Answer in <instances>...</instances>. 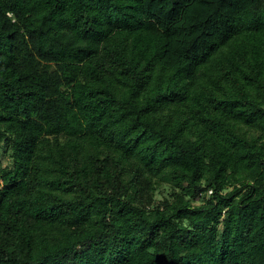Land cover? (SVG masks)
<instances>
[{
  "label": "trees",
  "instance_id": "16d2710c",
  "mask_svg": "<svg viewBox=\"0 0 264 264\" xmlns=\"http://www.w3.org/2000/svg\"><path fill=\"white\" fill-rule=\"evenodd\" d=\"M0 264H264V0H0Z\"/></svg>",
  "mask_w": 264,
  "mask_h": 264
},
{
  "label": "rangeland",
  "instance_id": "374dc122",
  "mask_svg": "<svg viewBox=\"0 0 264 264\" xmlns=\"http://www.w3.org/2000/svg\"><path fill=\"white\" fill-rule=\"evenodd\" d=\"M3 157H4L5 161L8 160V155L7 154L4 153ZM168 193H169V183H168V181L164 182V184L161 187L156 188V190H155V195H156L157 199L163 198Z\"/></svg>",
  "mask_w": 264,
  "mask_h": 264
},
{
  "label": "built area",
  "instance_id": "2783aa9c",
  "mask_svg": "<svg viewBox=\"0 0 264 264\" xmlns=\"http://www.w3.org/2000/svg\"><path fill=\"white\" fill-rule=\"evenodd\" d=\"M211 191V190H210Z\"/></svg>",
  "mask_w": 264,
  "mask_h": 264
}]
</instances>
